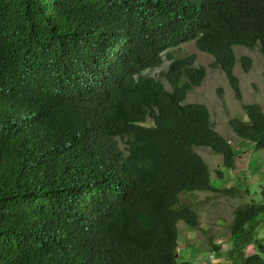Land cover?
<instances>
[{"label":"trees","instance_id":"obj_1","mask_svg":"<svg viewBox=\"0 0 264 264\" xmlns=\"http://www.w3.org/2000/svg\"><path fill=\"white\" fill-rule=\"evenodd\" d=\"M190 41L242 101L234 47L264 56V0H0V68L27 86L0 89V264H194L177 251L179 222L201 230L182 194L240 189L215 187L196 150L235 167L209 108L186 103L206 67L167 51ZM241 107L247 120L228 125L264 154L263 107ZM262 213L264 201L234 210L240 264H264Z\"/></svg>","mask_w":264,"mask_h":264},{"label":"rangeland","instance_id":"obj_2","mask_svg":"<svg viewBox=\"0 0 264 264\" xmlns=\"http://www.w3.org/2000/svg\"><path fill=\"white\" fill-rule=\"evenodd\" d=\"M174 57H185L196 54V65L207 69L206 77L199 87L193 88L187 95L186 103L205 104L211 113L215 129L233 146L236 152V163L233 169H227L222 164L220 155L209 148H197L211 171L212 184L215 187H235L239 197L223 196L213 192H190L182 194V203L196 207L200 216L201 230L190 228L184 222L178 223V255L179 260L191 261L194 264H240L234 256L230 238V225L234 218V210L245 203H263L264 189V154L255 150L252 143L239 139L228 125V119L236 116L247 120L241 104L258 103L264 110V56L259 49H248L242 46L234 47L236 54L235 75L240 79L242 101L236 99L225 74L211 64L214 58L197 49L195 42H184L168 48ZM243 56L251 58L249 72L243 71L240 59ZM169 62L165 59L161 67L148 70L145 74L159 77L166 71ZM165 87L171 90L169 83L162 79ZM149 123V121H148ZM222 173L220 178L218 172ZM257 238L264 244V213L259 215ZM221 246V250L212 251L211 244ZM260 249L254 241L247 250L249 253H259Z\"/></svg>","mask_w":264,"mask_h":264},{"label":"clouds","instance_id":"obj_3","mask_svg":"<svg viewBox=\"0 0 264 264\" xmlns=\"http://www.w3.org/2000/svg\"><path fill=\"white\" fill-rule=\"evenodd\" d=\"M16 87L17 92L13 91ZM0 89L6 96H16L20 91L27 89L25 79L20 75H8L0 68Z\"/></svg>","mask_w":264,"mask_h":264}]
</instances>
